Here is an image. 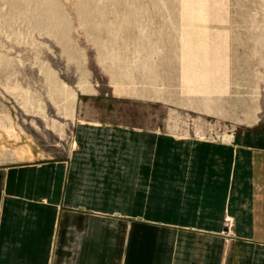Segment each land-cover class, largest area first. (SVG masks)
<instances>
[{"label": "rangeland", "instance_id": "374dc122", "mask_svg": "<svg viewBox=\"0 0 264 264\" xmlns=\"http://www.w3.org/2000/svg\"><path fill=\"white\" fill-rule=\"evenodd\" d=\"M80 122L230 139L264 122V0H0V165Z\"/></svg>", "mask_w": 264, "mask_h": 264}, {"label": "crops", "instance_id": "0c3cea01", "mask_svg": "<svg viewBox=\"0 0 264 264\" xmlns=\"http://www.w3.org/2000/svg\"><path fill=\"white\" fill-rule=\"evenodd\" d=\"M0 264H264V122L219 141L80 122L66 157L0 165Z\"/></svg>", "mask_w": 264, "mask_h": 264}, {"label": "built area", "instance_id": "2783aa9c", "mask_svg": "<svg viewBox=\"0 0 264 264\" xmlns=\"http://www.w3.org/2000/svg\"><path fill=\"white\" fill-rule=\"evenodd\" d=\"M233 225H234L233 218L231 216H226L224 234L227 236L228 239H230L234 235Z\"/></svg>", "mask_w": 264, "mask_h": 264}]
</instances>
